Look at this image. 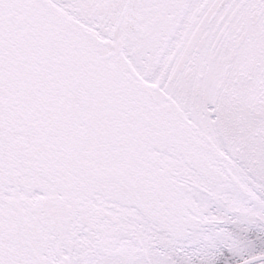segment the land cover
<instances>
[{"label": "snow or ice", "instance_id": "1", "mask_svg": "<svg viewBox=\"0 0 264 264\" xmlns=\"http://www.w3.org/2000/svg\"><path fill=\"white\" fill-rule=\"evenodd\" d=\"M0 264H264V0H0Z\"/></svg>", "mask_w": 264, "mask_h": 264}]
</instances>
